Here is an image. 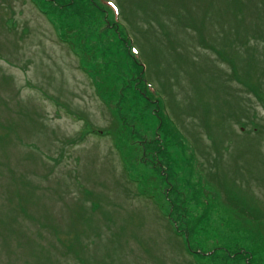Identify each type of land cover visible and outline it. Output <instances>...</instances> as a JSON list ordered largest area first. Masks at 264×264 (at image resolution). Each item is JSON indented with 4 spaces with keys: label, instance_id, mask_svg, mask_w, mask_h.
Listing matches in <instances>:
<instances>
[{
    "label": "rangeland",
    "instance_id": "374dc122",
    "mask_svg": "<svg viewBox=\"0 0 264 264\" xmlns=\"http://www.w3.org/2000/svg\"><path fill=\"white\" fill-rule=\"evenodd\" d=\"M0 264H264V0H0Z\"/></svg>",
    "mask_w": 264,
    "mask_h": 264
},
{
    "label": "trees",
    "instance_id": "16d2710c",
    "mask_svg": "<svg viewBox=\"0 0 264 264\" xmlns=\"http://www.w3.org/2000/svg\"><path fill=\"white\" fill-rule=\"evenodd\" d=\"M66 5H70V3L63 5L62 7L66 6ZM129 49H130V48H129ZM132 58H133V60H134V62H135V63H134V66H137V63H136V59H135V57L133 56ZM142 71H143V67H142V69H141V71H140V76H139V78L142 79V80H144L145 75L142 73ZM146 82H147V81H146ZM251 87L254 88V86H251Z\"/></svg>",
    "mask_w": 264,
    "mask_h": 264
}]
</instances>
